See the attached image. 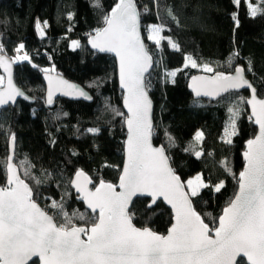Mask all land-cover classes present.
<instances>
[{
    "label": "trees",
    "instance_id": "obj_1",
    "mask_svg": "<svg viewBox=\"0 0 264 264\" xmlns=\"http://www.w3.org/2000/svg\"><path fill=\"white\" fill-rule=\"evenodd\" d=\"M136 2L142 13L147 49L154 59V69L147 77L148 92L155 105L154 143L165 148L188 192L187 182L202 176L207 187L190 196L204 222L213 227L238 190L243 153L257 128L244 103L236 120L235 134H231L228 108L239 96L247 99V92L230 93L217 102L195 100L189 90V79L204 73V64L210 65L213 73L227 74L235 66H242L259 97H264V16L252 17L248 0H241L239 5L233 0ZM116 3L117 0H98L99 6L97 0H3L0 3V44L4 46V55L15 64L17 85L35 100L34 104L20 101L16 107L0 110V185L6 183L5 165L14 134L15 164L27 159L32 165L28 177L23 175V168L18 171L33 189L36 202L49 215L55 213L52 202L61 200L69 214L78 210L91 215L71 187L78 171H85L95 186L101 180L117 184L122 172L127 134L116 62L111 56L92 52L87 43L97 29L105 26L104 17ZM145 7L147 13L143 11ZM37 21L45 26L43 37L38 36ZM153 24L166 29L160 45L146 37L147 26ZM167 38L177 43L179 50H174ZM72 41H78L80 46L73 48ZM21 44L23 49L16 52ZM234 52L239 57L234 58L230 68L226 61ZM25 54L27 60L14 61ZM189 56L198 67L193 68L186 61ZM249 60L252 73L247 71ZM169 72L176 75H166ZM46 74H59L82 86L93 102L59 99L53 109L47 108ZM90 128L99 131L93 134L88 132ZM197 132L203 133L199 141ZM197 151L201 153L199 157L195 155ZM221 181L224 186L216 192L215 186ZM148 204L146 199L134 202L130 211L134 214L133 223L166 235L172 225L171 211L161 202L154 210H148ZM75 223L84 226L82 221Z\"/></svg>",
    "mask_w": 264,
    "mask_h": 264
},
{
    "label": "snow or ice",
    "instance_id": "obj_2",
    "mask_svg": "<svg viewBox=\"0 0 264 264\" xmlns=\"http://www.w3.org/2000/svg\"><path fill=\"white\" fill-rule=\"evenodd\" d=\"M233 2L239 5L241 0ZM96 6H99L98 0ZM247 7L252 17L264 16V0L259 3L248 0ZM143 11L147 13V7ZM141 15L135 0H118L110 14L104 17L105 26L97 29L89 40L93 48L115 53L119 58L120 85L127 92L124 98L128 109L127 162L120 178L121 191L116 192L112 184L102 180L95 191H89L74 181L73 185L83 194L80 198L86 201L91 215L78 210L69 214L63 200L52 202L55 213L49 215L37 204L33 189L18 174V168H23V175L30 176L32 165L27 159L20 161L19 165L14 164V156L10 154L5 165L7 186H0V264H28L33 257H39L42 264H237L238 256L246 257L249 264H264V98H258L257 88L246 78L242 66H235L229 74L214 72L211 77H193L192 87L197 97L216 98L239 89L250 90L251 98L239 96L228 108L231 134H235L236 120L244 103L251 106L260 130L255 139L247 141L246 166L239 173L238 191L223 209L218 223L210 227L193 207L180 178L169 167L164 148L151 144L150 82H147L146 74H150L153 58L141 39ZM169 15L175 20L171 10ZM233 19L236 20L235 14ZM36 26L43 34L39 21ZM165 30L161 24L148 25V39L160 45L161 40L156 37ZM167 39L174 50H179L177 43ZM72 46L80 45L78 41H72ZM23 47V44L19 45L16 52ZM238 57V52L230 54L226 61L230 68L234 58ZM17 58L27 60L28 56ZM186 61H190L191 67H198L190 56ZM0 67L6 70L10 67L3 44H0ZM203 70L214 71L208 64L203 65ZM247 71L253 72L251 60ZM166 75L174 77L176 73ZM60 83L81 96L86 95L66 81ZM9 89L7 95L0 91V106L23 95L12 85L10 75ZM51 97L49 92L48 103H52ZM98 131L88 129L93 134ZM225 131L228 134L227 128ZM166 135L172 141V137ZM202 136L203 133L197 132L196 140H201ZM11 141L14 147V134ZM195 155L199 157L201 153L197 151ZM76 176L91 183L82 171ZM195 179L197 186L207 187L200 176ZM36 183L40 181L36 179ZM187 185L191 189L190 195L196 196L193 181L189 180ZM223 186L221 181L215 191L220 192ZM144 194L151 198L148 210H154L157 197H163L174 210L175 222L167 235L133 224L134 214L128 210L129 204L133 196ZM75 221H82L84 226H77ZM241 264H244L243 260Z\"/></svg>",
    "mask_w": 264,
    "mask_h": 264
},
{
    "label": "water",
    "instance_id": "obj_3",
    "mask_svg": "<svg viewBox=\"0 0 264 264\" xmlns=\"http://www.w3.org/2000/svg\"><path fill=\"white\" fill-rule=\"evenodd\" d=\"M2 1L3 0H0V3ZM117 3H118V0H117ZM135 3L137 5L136 0H135ZM137 8L139 10L138 5H137ZM140 24H141V17H140ZM94 35H92V36H94ZM140 35H141L142 41L144 42L145 46L147 47L146 42H145V39H144L143 31H142V25L140 27ZM91 37L88 38V42L87 43H88V47L90 48V50L92 52L97 53V54H100V55L111 56V57H113L115 59L116 66H117V79H118L119 89H120V91L123 94L122 104H123V109H124L125 116H126V119H127L128 109L125 107V104H124V98L127 95V92H126L125 89H122L121 88V85H120L119 58L115 55V53H112V52H100V51H98V49L93 48L92 45H91V43H89V40H90ZM5 58H6V61L9 62L10 67H9L8 70H6L4 67H0V74L4 77V85L0 88V91L4 92L6 95L10 91V89H9V75H10L11 76L12 85L15 87V89H17L20 92H22L23 95L15 96L13 98V100H9L8 103L0 106V110L8 109L9 107H16V105L20 101H24V102H27L29 104H34L35 103V100L32 99L27 93H25L17 85V83L15 81V64H14V62L9 57H7V56H5ZM153 69H154V59H153V67L149 70V72L151 73L153 71ZM225 74H227V73H225ZM213 75H214V73H212V74L199 73V74H196V75L192 76L189 79V85H188L189 86V90H190V92L193 95V97H194L195 100H207V101H210V102H217L218 100H220L221 98L227 96L230 93H243V92H247L248 93V98L247 99L251 98V92H250V90H248L246 88L239 89L238 91H232L230 93L224 94L223 97L213 98L211 96H206V95H201V96L197 97V95H196V93H195V91H194V89L192 87L193 77H211ZM245 75H246V72H245ZM146 76L148 77L149 74H146ZM246 78L248 79L247 75H246ZM60 81H66L68 85L75 86L76 89H79V90L83 91L86 95L85 96L79 95V93L77 91H75L72 88H68L66 85L60 83ZM44 83H45V88H46V91H45V103H46L47 108H49V109H53L56 106L57 100H59V99H65V100L72 101V102H86V103H92L93 102V98H92L91 94L86 89H84L82 86H80V85H78L76 83H73V82L69 81L68 79H66L62 75H59V74H46L44 76ZM49 92H51V94H52V97H51L52 98V103H48ZM257 95H258V93H257ZM25 97H27V98H25ZM148 98L151 100V122H152V129H153L152 130V136H151V144H152L153 147H163L161 145L158 146V145H156L154 143V128H155L154 116H155V105H154V102H153V100H152L149 92H148ZM258 98H264V97H259V95H258ZM247 107L249 109V113H250L251 120L253 121L254 126L257 128V133L255 135V137H256L259 134V131H260L259 130V125L255 123V117L252 116V108H251V106L247 104ZM125 128H126V134H127V136H126L125 145H124V163H123V168H122L121 175L119 177V180H118V183L117 184H112V183L105 182L106 184H112L115 187V191L116 192H120L121 191V189L119 188L120 178L123 175L124 166H125V164L127 162V151H126L127 144H126V142L128 140V127H127V124H126V120H125ZM255 137L252 138V139H255ZM247 147H248V145L246 144V150L244 151V153L247 151ZM164 150H165V148H164ZM15 152H16V141L14 142V147L12 145V141H10V144H9V155H8V158H7V163L9 162V156L11 154V155L14 156V159H13L12 162L15 164ZM244 153H243V160H244L243 170H244V168L246 166V160H245V157H244ZM165 155L168 157V165H169V167L173 170L174 174L180 178L181 184L184 185V190L186 192H188V190L186 188V185L183 182L182 178L180 177V175L173 168V166L171 164V161H170V158H169L166 150H165ZM82 172L85 174V176L87 177V179L89 181H91V183H85L84 177H79L78 178L76 176V174H75L74 177H73V179H72V181H71V187L74 190L75 194L78 196L79 202H81L85 206V208L91 213V210L87 208L86 201L80 198L83 194L77 191V188L73 185V182L75 181L78 184L84 185L87 188V190H89V191H95V188L98 187L100 183L97 186H95L94 181L92 180V178L85 171H82ZM18 174L20 175L19 171H18ZM25 183H27V182L25 181ZM0 186H7V179H6L5 185H0ZM33 196H34V193H33ZM189 198L191 199L192 204H193V207H194V203H193V200H192L190 194H189ZM138 199H146V200H149V204L151 203V198L147 194L133 196L132 197V200H131V203L129 204V208H128L129 211H131V209H132V207L134 205V202L136 200H138ZM159 202L163 203L171 211V214H172V224H173L175 222L174 221V210L172 209L171 205L167 201H165L163 199V197H157L156 205H154L153 208H155ZM160 235H162V234H160ZM82 238H86V237H82ZM236 260H237V264L239 263L240 260H244L247 264H249V262L247 261V258L246 257L238 256L236 258ZM34 261H37L39 264H42V261H40L39 257H33L32 260H30L28 262V264H31Z\"/></svg>",
    "mask_w": 264,
    "mask_h": 264
},
{
    "label": "rangeland",
    "instance_id": "obj_4",
    "mask_svg": "<svg viewBox=\"0 0 264 264\" xmlns=\"http://www.w3.org/2000/svg\"><path fill=\"white\" fill-rule=\"evenodd\" d=\"M40 29H42L43 34H41V31H40V30H37L38 36H39V37H43V36L45 35V26H44L42 23H40ZM148 35H149V33H148L147 29H146V37H147V39H148ZM161 37H162V33L160 34V36H158V37H156V38L161 40ZM148 41H150L151 43L156 44L154 40H149V39H148ZM72 47H73V46H72ZM73 48H74V47H73ZM23 60H24V59H18L17 57L14 58V61H15L16 63H19V62H21V61H23ZM202 71H203L204 73H208V74H212V73H213V72H206V71H204V70H203V67H202ZM0 78H2V83H0V87H2L3 84H4V77L0 74ZM199 176L201 177V181H202V183L205 185V182L203 181L202 176H201V175H199ZM195 178H196V177H195ZM195 178H191L190 180L193 181V186L197 188V193H199L203 187H199V186H197V182H196V179H195ZM187 186H188V185H187ZM188 189H189V188H188ZM190 192H191V189H189V193H190Z\"/></svg>",
    "mask_w": 264,
    "mask_h": 264
}]
</instances>
